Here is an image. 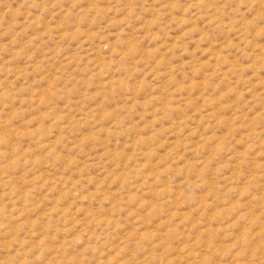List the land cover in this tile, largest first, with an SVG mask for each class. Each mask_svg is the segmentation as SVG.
I'll use <instances>...</instances> for the list:
<instances>
[{"label":"rangeland","instance_id":"374dc122","mask_svg":"<svg viewBox=\"0 0 264 264\" xmlns=\"http://www.w3.org/2000/svg\"><path fill=\"white\" fill-rule=\"evenodd\" d=\"M0 264H264V0H0Z\"/></svg>","mask_w":264,"mask_h":264}]
</instances>
